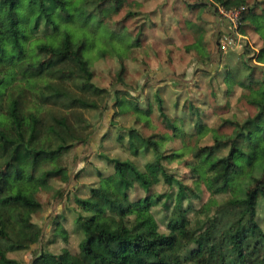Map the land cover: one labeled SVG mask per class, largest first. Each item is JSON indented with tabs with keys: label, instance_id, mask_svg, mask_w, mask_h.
I'll use <instances>...</instances> for the list:
<instances>
[{
	"label": "trees",
	"instance_id": "16d2710c",
	"mask_svg": "<svg viewBox=\"0 0 264 264\" xmlns=\"http://www.w3.org/2000/svg\"><path fill=\"white\" fill-rule=\"evenodd\" d=\"M248 1L188 0L187 4L197 12L208 8L218 14L220 8L244 9ZM132 4L140 5L136 0H0V264H264V83L251 100L257 106L255 115L243 121L225 120L234 126L233 132L216 133L211 143L198 147L194 159L185 164L188 173L180 177L165 165L170 155L157 140L134 125L119 130L115 124L119 143L125 142L133 156L150 154L151 159L140 168L131 159L99 153L112 172L98 170V184L90 187L89 195L75 197L78 252L71 256L64 248L56 254L39 249L42 229L31 215L40 204L37 195L50 180L69 178L68 170L55 168L53 160L74 145L88 143L90 123L81 110L112 107L106 89L92 81L90 60L94 54L111 56L118 62L121 79L127 48L139 46L145 36L150 13L127 9L121 19L113 20ZM245 10L240 23L248 15ZM139 17L146 18L144 24L128 29L126 22H137ZM121 42L127 45L122 47ZM256 58L264 61V45ZM64 60L77 65L79 72L55 68ZM32 82L40 87L38 96ZM162 84L150 85L155 88L153 98L162 120L176 129L158 94ZM119 95L115 89L116 108L142 111L138 96ZM179 99L183 124L191 121L198 135L205 134L208 129L200 114L192 112L189 97L178 96L174 105ZM208 158L215 170L210 181L221 185L206 201L211 212L205 214L206 203L193 204L200 195L185 181L209 176ZM159 184L164 191L153 190ZM216 194L225 197L219 200ZM14 229L25 232L24 242L12 237ZM26 251L33 253L28 261Z\"/></svg>",
	"mask_w": 264,
	"mask_h": 264
},
{
	"label": "rangeland",
	"instance_id": "374dc122",
	"mask_svg": "<svg viewBox=\"0 0 264 264\" xmlns=\"http://www.w3.org/2000/svg\"><path fill=\"white\" fill-rule=\"evenodd\" d=\"M136 1L140 5H128L113 16V20H118L127 9H137L150 13L148 19L152 21L147 20L145 23V36L141 44L127 48L125 71L121 79L117 76L118 62L111 56L99 58L94 54L90 60L94 74L92 81L106 89V101L112 107L81 110L90 123V139L86 145H74L53 160L55 168L64 167L68 170L69 178L67 181L50 180L48 188L41 189L37 195L39 206L31 210L32 221L42 229L38 246L44 251L56 254L64 248L67 255L71 256L78 252L81 235L76 231L73 221V209H77L75 197L86 198L89 195L90 187L98 184V170L105 174L112 172V168L98 156L99 153L131 159L140 168L151 159L150 154L133 156L126 149L125 142L119 143L116 138L117 127L122 130L134 125L144 136H152L164 154L170 155L165 159V165L180 177L188 173L185 164L194 159L198 147L211 143L216 133L233 132L234 126L225 123V120L243 121L257 111L256 104L251 100L257 98L256 89L264 83V61L260 62L256 58L259 48L264 45V0H249L244 7L248 15L241 23L240 13L244 9H236L239 12L236 21V12L218 11V14H213L208 8L197 12L188 7V0ZM253 4L255 7L247 10ZM143 20L146 18L139 17L137 22L129 19L127 28L136 29L139 24H144ZM118 24L115 25L119 27ZM199 27L201 30H198ZM121 36L125 42V36ZM121 45L124 47L127 43L121 42ZM55 68L79 72L77 65L66 60L57 61ZM249 75L252 76L247 80ZM212 76L214 80L210 82ZM159 82L168 83L158 88V94L163 99L166 116L176 129H170L157 110L153 98L155 88L150 85L156 86ZM31 84L36 87L35 95L38 96L40 87L34 82ZM115 89L120 90L121 97L128 93L138 96L137 103L142 111L116 108L112 100ZM77 96L86 97L82 93ZM178 96L185 99L189 97L192 112L200 114L201 121L208 129L205 134L198 135L191 121L187 123L189 127L183 124L182 100L179 99L177 106L174 105ZM184 111L192 114L191 110ZM125 132H121L123 137ZM173 133L177 136H173ZM43 144H49L47 138H44ZM173 153L178 154L173 156ZM201 158L204 159V156L201 155ZM210 160L207 159L206 165L211 168ZM213 171L215 173V170L209 169L211 174L201 176L199 180L189 178L185 181L200 195L201 200L193 198V204L198 206L201 201L206 203L207 207L203 206L205 214L211 212L206 201L214 188L221 185L217 183L213 186L214 183L210 181ZM152 175L155 176L154 173ZM153 190L162 192L165 187L159 184ZM217 192L224 193L223 190ZM223 196L216 194L214 197L221 200ZM156 218L159 221L160 215ZM54 219L58 220L57 230L52 222ZM163 225L159 221L161 229ZM61 229L66 233V240L61 236L64 235ZM11 234L20 242L26 240L25 232L20 229L12 230ZM32 249H36V245H32ZM39 249L37 247V251ZM31 254L33 256V253L26 251L25 260H30Z\"/></svg>",
	"mask_w": 264,
	"mask_h": 264
},
{
	"label": "built area",
	"instance_id": "2783aa9c",
	"mask_svg": "<svg viewBox=\"0 0 264 264\" xmlns=\"http://www.w3.org/2000/svg\"><path fill=\"white\" fill-rule=\"evenodd\" d=\"M241 9H243V8H241ZM219 11H220V12H221V11H222V12H231L232 14H233L234 12H236L237 14H236L235 17H236V21H237V16H238V13H239V12H238L236 9H235V10H228V11H225V10H223V9H219Z\"/></svg>",
	"mask_w": 264,
	"mask_h": 264
}]
</instances>
